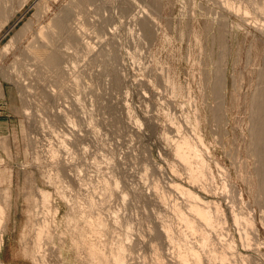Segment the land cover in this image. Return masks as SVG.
Here are the masks:
<instances>
[{
	"label": "rangeland",
	"instance_id": "374dc122",
	"mask_svg": "<svg viewBox=\"0 0 264 264\" xmlns=\"http://www.w3.org/2000/svg\"><path fill=\"white\" fill-rule=\"evenodd\" d=\"M263 107L264 0H0V264H264Z\"/></svg>",
	"mask_w": 264,
	"mask_h": 264
},
{
	"label": "bare ground",
	"instance_id": "6f19581e",
	"mask_svg": "<svg viewBox=\"0 0 264 264\" xmlns=\"http://www.w3.org/2000/svg\"><path fill=\"white\" fill-rule=\"evenodd\" d=\"M76 1V0H75ZM81 1L82 0H79V2L81 3ZM67 9V8H66ZM69 10V9H68ZM68 10H65L64 12H66V13H64L63 12V14H61V15H63V16H65L66 17V14H67V12H68ZM69 13V12H68ZM61 15H57V16H55L52 20H53V27L55 28H52V27H50V28H52V29H54L53 31H50L49 33L47 32H44V31H40L39 33H38V35H36L35 36V39H33L34 40V44H30V42H29V44L31 45V46H35V47H37V48H44V46H45V48H46V43H44L43 41H45V39H43V41H42V36L44 35V37L45 38H47L49 35L51 36V35H54V33H57L56 31H59V32H61L60 30H61V28H64V26H66L65 24H63L62 22H64V19H63V17H61ZM64 17V18H65ZM55 19V20H54ZM29 20V19H28ZM28 23V22H27ZM51 24H52V21H51ZM24 26V25H23ZM49 26V25H48ZM56 26V27H55ZM25 27V26H24ZM24 27H22V28H24ZM21 28V29H22ZM47 28H49V27H47ZM58 30H57V29ZM50 30V29H49ZM65 30H67V29H65ZM72 30V29H71ZM70 30V31H71ZM64 31V30H63ZM44 32V33H43ZM58 32V33H59ZM65 32V31H64ZM69 33H71V34H69L68 36L70 37V36H73V34H72V32H69ZM61 34H63V33H61ZM67 34V33H66ZM65 34V35H66ZM67 36V35H66ZM43 37V38H44ZM74 37L75 36H73V38H71V40H75L74 39ZM48 39V38H47ZM68 39V38H67ZM70 40V41H71ZM47 41V40H46ZM49 41V40H48ZM50 43V42H49ZM36 44V45H35ZM76 44V43H75ZM80 44V43H79ZM29 45V46H30ZM56 45V44H55ZM49 46V45H48ZM52 47V46H51ZM32 48V47H31ZM34 48V47H33ZM25 50V49H24ZM42 50V49H41ZM42 52V51H41ZM45 54H43V56H41L43 59V61L42 62H44L43 64H45V63H48V64H50V63H52V64H54V63H57L58 62V53L59 52H57L56 50H54L53 48H50L49 49V51L47 50L46 52H44ZM33 56H35V52L33 51ZM40 55V54H39ZM37 56V55H36ZM40 57V58H41ZM38 58H39V56H38ZM41 61V60H40ZM39 64V63H38ZM41 64V63H40ZM52 64H50V65H52ZM55 65V64H54ZM214 80V79H213ZM216 80V79H215ZM216 83V82H215ZM218 87V86H217ZM213 88V87H212ZM216 88V87H215ZM218 90V89H217ZM217 92V91H216ZM214 94V93H213ZM261 95V94H260ZM260 95H258L259 97H260ZM215 106V105H214ZM262 106V105H261ZM259 108V107H258ZM264 108V107H263ZM262 109V108H261ZM261 109L260 110H258V113L261 115L262 113H261ZM218 110V109H217ZM214 111V110H213ZM216 111V110H215ZM257 111V110H256ZM255 111V112H256ZM262 111H263V109H262ZM258 114V115H259ZM255 117V116H254ZM260 116H258L257 118H259ZM256 118V117H255ZM260 119V118H259ZM264 119V118H263ZM260 120H262V119H260ZM257 122V121H256ZM258 123V122H257ZM258 125H256V133L257 134H255V135H257V137H255L256 138V140H257V138L261 141V139H263L262 137H264V121H263V124H262V122L260 123V125L257 127ZM254 127V126H253ZM253 131V132H254ZM252 132V131H251ZM252 140H253V138H252ZM260 144V142H258V140L256 141V144ZM253 145V144H252ZM262 146V145H261ZM260 147V146H259ZM254 149V148H253ZM264 149V148H263ZM257 150V149H256ZM258 151V150H257ZM260 153V152H259ZM262 153V152H261ZM261 153H260V155H261ZM263 155V154H262ZM261 157V156H260ZM264 157V156H263ZM263 163V162H262ZM260 171H262V170H260ZM261 177V176H260ZM264 185V184H263ZM262 185V186H263ZM261 188V187H260ZM260 190V189H259ZM261 191V190H260ZM260 195V194H259ZM260 197V196H259ZM264 204V203H263Z\"/></svg>",
	"mask_w": 264,
	"mask_h": 264
}]
</instances>
